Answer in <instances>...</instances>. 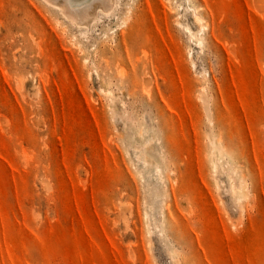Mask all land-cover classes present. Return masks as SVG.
I'll use <instances>...</instances> for the list:
<instances>
[{"label": "rangeland", "instance_id": "rangeland-1", "mask_svg": "<svg viewBox=\"0 0 264 264\" xmlns=\"http://www.w3.org/2000/svg\"><path fill=\"white\" fill-rule=\"evenodd\" d=\"M120 1L0 0V264H264V0Z\"/></svg>", "mask_w": 264, "mask_h": 264}, {"label": "bare ground", "instance_id": "bare-ground-1", "mask_svg": "<svg viewBox=\"0 0 264 264\" xmlns=\"http://www.w3.org/2000/svg\"><path fill=\"white\" fill-rule=\"evenodd\" d=\"M43 2L45 3V5L47 4L51 9L54 10V12H58L59 14L62 15V17L67 20L71 25L77 27L79 30H82V31H87L91 26L93 27L94 25L96 26L97 22L102 18H105V17H110V16H113L116 18L117 15L119 13L121 14H125L126 16L130 14V9H125V8H120V0H43ZM254 3V2H253ZM122 7V6H121ZM189 7V6H188ZM187 7V8H188ZM186 8V9H187ZM186 9H185V12H186ZM196 12V11H195ZM133 13V12H132ZM57 14V13H56ZM196 15L195 16V20L199 23L200 22V25H201V21L203 20L202 19V16H198L197 13H195ZM131 16V15H130ZM130 16L128 18H130ZM134 16V15H133ZM193 16V17H194ZM62 18V19H63ZM132 19V18H131ZM110 20V19H108ZM99 21V22H100ZM66 22V21H65ZM196 22V23H197ZM96 23V24H95ZM94 24V25H93ZM102 25V23H101ZM74 27V28H75ZM201 27V26H200ZM190 34L193 36V37H196V34L194 32L191 31V29L189 27H187ZM202 29V27H201ZM200 29V31H202ZM82 31H79V33H81L82 35H85L84 33H82ZM199 32V34H201V32ZM91 32V31H90ZM213 32V31H212ZM87 33V32H86ZM89 33V32H88ZM203 33V32H202ZM214 33V32H213ZM197 43L198 45L202 44L203 45V39L202 38H199L197 39ZM40 44V43H39ZM201 46V45H200ZM87 59H85L86 61ZM118 61V60H117ZM107 63V61H105V64ZM119 62H117L118 64ZM108 64V63H107ZM117 66V65H115ZM109 67V66H107ZM121 67V66H120ZM123 67V66H122ZM121 67V70L124 69ZM119 68V67H118ZM117 68V69H118ZM116 69V70H117ZM120 68L118 69L117 72H120L121 71ZM125 70V69H124ZM127 71V70H126ZM147 71V70H146ZM98 73V72H97ZM122 73H124V71H122ZM122 73L120 72V76H122ZM117 75V74H116ZM145 75H143L144 77ZM147 77H149L147 75ZM115 78V77H114ZM238 78V83H239V86L238 88L236 89L235 93L232 95L230 94V97H231V106H234V114L236 116H239V114H242V112L244 114H247V111H246V108L244 107L245 103L248 105V99H247V91H246V86H245V83L244 81L240 80L239 76H237ZM146 79V78H145ZM152 81V80H151ZM150 81V83H151ZM119 83V82H118ZM145 84V83H144ZM149 84V83H148ZM118 85V84H117ZM195 85V84H194ZM150 87V86H149ZM203 87V86H202ZM136 88V87H135ZM205 90L206 87H203ZM150 89V88H148ZM197 90V89H196ZM131 91V90H130ZM145 91L147 92V90L145 89ZM150 91V90H148ZM207 91V90H205ZM110 92V90H109ZM108 92V93H109ZM147 94L150 96V93L147 92ZM144 95V94H143ZM142 95V96H143ZM201 95V94H200ZM135 96V95H134ZM148 96V98H149ZM209 96V95H208ZM147 97V96H146ZM151 98V97H150ZM201 98V97H200ZM202 99V98H201ZM209 99V97H208ZM207 100V97L206 99ZM205 100H203L205 102ZM209 101V100H208ZM149 102V101H148ZM165 102V101H164ZM203 102V103H204ZM209 103V102H207ZM207 103L205 102V104L207 105ZM205 105V106H206ZM208 106V105H207ZM206 106V107H207ZM155 109V108H154ZM157 109V108H156ZM158 110V109H157ZM209 110V109H208ZM231 113V112H230ZM163 115V114H162ZM242 116V115H241ZM142 130V129H141ZM140 130V132H141ZM219 144L220 147L218 146V148L216 147V144ZM212 144L214 145L212 147V150H218V149H222L221 147V143L217 140L216 142L212 141ZM225 148V147H224ZM212 154L215 155L216 153H214L212 151ZM146 161V159L144 160ZM147 162V161H146ZM144 162V163H146ZM149 164V163H148ZM156 169L159 170V168H157V165L154 164ZM216 165H214V168H215ZM216 169V168H215ZM155 170L156 172L159 173V176L160 175V170L157 171ZM161 180V178H160ZM163 181V179L161 180ZM236 190V189H235ZM221 244H222V247L221 248H224V246H226L227 248H229L230 251H233L235 250V248H241L239 249L238 251L245 256V258H247V260L249 262H255V256H254V250L256 248H259V247H262V242L264 241V233L261 234V236L258 238V239H255L253 240L251 236H244L243 239H241L240 241L238 242H234V243H231L229 241H227V238H224V237H221ZM101 256V254H99ZM80 258L82 260H85V261H88V260H95V254L90 250L88 251L86 254H81L80 255Z\"/></svg>", "mask_w": 264, "mask_h": 264}]
</instances>
